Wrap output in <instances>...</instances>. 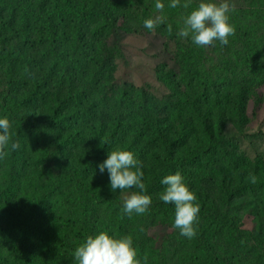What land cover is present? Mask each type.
I'll return each instance as SVG.
<instances>
[{
    "label": "trees",
    "instance_id": "16d2710c",
    "mask_svg": "<svg viewBox=\"0 0 264 264\" xmlns=\"http://www.w3.org/2000/svg\"><path fill=\"white\" fill-rule=\"evenodd\" d=\"M170 2L161 13L155 0H0V118L20 145L0 159V264H77L75 248L100 232L130 235L148 264H264V131L249 113L264 107V6L227 0L235 34L210 63L177 34L201 0ZM122 34L164 39L162 94L121 76L135 56ZM117 149L141 162L142 215L122 212L140 190L112 191L99 170ZM177 172L200 207L192 239L160 200Z\"/></svg>",
    "mask_w": 264,
    "mask_h": 264
},
{
    "label": "clouds",
    "instance_id": "9594fccd",
    "mask_svg": "<svg viewBox=\"0 0 264 264\" xmlns=\"http://www.w3.org/2000/svg\"><path fill=\"white\" fill-rule=\"evenodd\" d=\"M191 0H186L183 8H189ZM181 6V0H171L168 7L177 8ZM164 3L162 0H155V9L163 12ZM230 7L227 0L220 3L212 0H201L198 6L193 9L183 21V27L177 33L180 37H189L193 43L200 47H206L218 40L222 45L228 44V37L235 34V28L229 23ZM162 15L149 18L144 21V27L154 31L158 24L163 23ZM172 26L168 25V32L171 33ZM10 122L0 118V159H3L8 152L7 149L15 151L19 148L18 142H13L10 135ZM107 169L112 191L136 188L140 191L131 192L123 201L122 212L129 217L135 213L142 215L146 213L151 205V197L144 194L145 184L142 182L144 173L141 162L138 161L131 151L114 150L109 152L107 159L99 165L103 173ZM247 179L255 184L257 177L249 174ZM165 185L160 195V200L166 204H173L175 217L173 227L178 229L180 235L192 239L196 236V224L200 211L196 203V195L189 190L182 175L177 172L170 174L161 180ZM74 259L77 264H148V257L137 258V252L133 247V239L130 235L115 238L107 232H100L96 236L89 235L86 240L74 250Z\"/></svg>",
    "mask_w": 264,
    "mask_h": 264
},
{
    "label": "rangeland",
    "instance_id": "374dc122",
    "mask_svg": "<svg viewBox=\"0 0 264 264\" xmlns=\"http://www.w3.org/2000/svg\"><path fill=\"white\" fill-rule=\"evenodd\" d=\"M219 2L220 0H214ZM235 3V0H232ZM259 6H264V0H260ZM229 23L234 27V21L229 19ZM230 37V36H229ZM191 39V35L187 37ZM164 39L157 35H138V34H122L120 36V43L123 45L125 50L130 53V55H135L130 58L131 65L128 67L124 66V63L120 65V74L125 75L128 79L136 82V84H143L145 82L151 83L155 89H157V81L154 76V66L158 61L168 59L167 55L163 50ZM217 41L209 46H206V57L210 63L214 62L213 60L216 56L215 47L220 43L215 44ZM147 53V54H144ZM143 62L135 64L139 61ZM213 60V61H212ZM135 64V65H134ZM133 68L134 70H132ZM157 94H162L153 90ZM253 105L249 107V113L253 118L250 127L252 130L262 129L264 131V107L258 108L255 112L252 110ZM264 149V145L262 146ZM159 230H155L154 233H158Z\"/></svg>",
    "mask_w": 264,
    "mask_h": 264
}]
</instances>
